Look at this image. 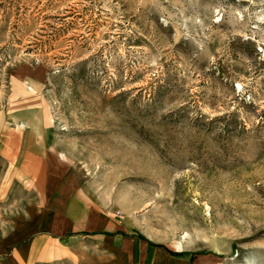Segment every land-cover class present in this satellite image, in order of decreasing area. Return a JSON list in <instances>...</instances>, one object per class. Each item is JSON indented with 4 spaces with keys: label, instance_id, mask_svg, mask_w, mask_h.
Returning <instances> with one entry per match:
<instances>
[{
    "label": "rangeland",
    "instance_id": "1",
    "mask_svg": "<svg viewBox=\"0 0 264 264\" xmlns=\"http://www.w3.org/2000/svg\"><path fill=\"white\" fill-rule=\"evenodd\" d=\"M15 101L171 264H264V0H0L2 123Z\"/></svg>",
    "mask_w": 264,
    "mask_h": 264
},
{
    "label": "crops",
    "instance_id": "2",
    "mask_svg": "<svg viewBox=\"0 0 264 264\" xmlns=\"http://www.w3.org/2000/svg\"><path fill=\"white\" fill-rule=\"evenodd\" d=\"M18 103L9 123L0 121L2 176L16 210L0 231V264H171L173 254L132 237L114 207L67 177L39 110Z\"/></svg>",
    "mask_w": 264,
    "mask_h": 264
}]
</instances>
